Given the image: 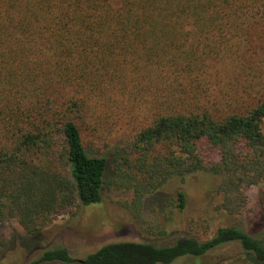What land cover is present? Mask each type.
<instances>
[{"label":"trees","instance_id":"1","mask_svg":"<svg viewBox=\"0 0 264 264\" xmlns=\"http://www.w3.org/2000/svg\"><path fill=\"white\" fill-rule=\"evenodd\" d=\"M197 172L221 177L230 216L264 183V0H0V236L9 220L37 236L112 184L144 203ZM233 243L264 264L237 226L32 264H175Z\"/></svg>","mask_w":264,"mask_h":264},{"label":"rangeland","instance_id":"2","mask_svg":"<svg viewBox=\"0 0 264 264\" xmlns=\"http://www.w3.org/2000/svg\"><path fill=\"white\" fill-rule=\"evenodd\" d=\"M90 155H95L88 148ZM106 181L116 179L113 152L107 154ZM221 177L197 172L182 180L174 177L158 192L136 203L134 192L112 184L101 203L80 206L72 214L56 218L37 236L28 235L15 220H9L0 236V264H32L45 250L65 247L72 257L82 259L103 245L119 241L168 244L178 236H194L206 241L218 229L242 228L249 235L264 239V183L248 192L249 203L240 216L218 209L222 196L217 189ZM186 194V207L179 209L177 193ZM136 211V215L133 213ZM137 217H140L137 218ZM165 231L167 237L157 235ZM48 264H62L59 262ZM175 264H250L240 245L226 244L203 258H186Z\"/></svg>","mask_w":264,"mask_h":264}]
</instances>
